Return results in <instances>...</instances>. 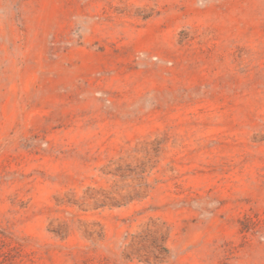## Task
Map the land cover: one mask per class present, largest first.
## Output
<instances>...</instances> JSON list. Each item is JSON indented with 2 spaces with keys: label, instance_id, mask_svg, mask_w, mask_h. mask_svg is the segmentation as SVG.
I'll list each match as a JSON object with an SVG mask.
<instances>
[{
  "label": "rangeland",
  "instance_id": "obj_1",
  "mask_svg": "<svg viewBox=\"0 0 264 264\" xmlns=\"http://www.w3.org/2000/svg\"><path fill=\"white\" fill-rule=\"evenodd\" d=\"M0 227L25 264H264V0H0Z\"/></svg>",
  "mask_w": 264,
  "mask_h": 264
},
{
  "label": "trees",
  "instance_id": "obj_2",
  "mask_svg": "<svg viewBox=\"0 0 264 264\" xmlns=\"http://www.w3.org/2000/svg\"><path fill=\"white\" fill-rule=\"evenodd\" d=\"M23 246L7 229L0 227V264H25Z\"/></svg>",
  "mask_w": 264,
  "mask_h": 264
}]
</instances>
